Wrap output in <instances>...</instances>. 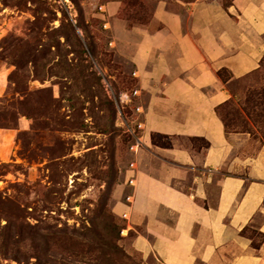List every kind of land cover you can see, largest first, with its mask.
I'll return each mask as SVG.
<instances>
[{
	"label": "rangeland",
	"instance_id": "1",
	"mask_svg": "<svg viewBox=\"0 0 264 264\" xmlns=\"http://www.w3.org/2000/svg\"><path fill=\"white\" fill-rule=\"evenodd\" d=\"M159 1L175 7V0H0V264H159L132 248L133 233H123L112 210L132 161L130 109L139 102L125 99L137 83L115 38L147 24ZM263 77L229 81L227 109L245 108L250 93L257 101ZM228 131L235 153H256L258 141ZM244 234L264 240L254 229Z\"/></svg>",
	"mask_w": 264,
	"mask_h": 264
},
{
	"label": "crops",
	"instance_id": "2",
	"mask_svg": "<svg viewBox=\"0 0 264 264\" xmlns=\"http://www.w3.org/2000/svg\"><path fill=\"white\" fill-rule=\"evenodd\" d=\"M173 5L159 1L147 24L115 38L137 83L143 146L130 153L136 168L125 170L112 210L133 233L132 248L159 264H264V241L243 233L264 235V146L235 153L216 114L229 100L227 83L260 67L264 0ZM153 134L171 145L153 144ZM180 139L207 147L191 150Z\"/></svg>",
	"mask_w": 264,
	"mask_h": 264
},
{
	"label": "trees",
	"instance_id": "3",
	"mask_svg": "<svg viewBox=\"0 0 264 264\" xmlns=\"http://www.w3.org/2000/svg\"><path fill=\"white\" fill-rule=\"evenodd\" d=\"M262 72H264V56L261 59L260 67L250 75L254 73H262ZM220 73H226V71H221ZM220 73L218 74L219 77H221ZM132 79L135 82L134 78ZM261 89H262L261 92L262 95H260V98H257V101L255 100L256 97L255 94H251V93L249 94V97L246 100L247 106L245 108L227 109L230 105V99L234 100V95H231V98L229 100H227L225 103L217 107L216 114L222 121L226 133L229 132L228 130H233V132L236 133H247L252 140L258 141L261 146H264V91H263L264 87ZM128 137L130 143L131 136L128 134ZM160 138L170 139L167 136H162L158 134L151 135L152 143L155 145H158L156 143V139H160ZM190 140L202 141L203 142L202 147H207V143L201 139H190ZM170 145L171 144L168 143L167 145H161V146H170ZM247 229L248 228H246L243 231V233ZM255 232L264 239V235L262 233L258 231Z\"/></svg>",
	"mask_w": 264,
	"mask_h": 264
},
{
	"label": "built area",
	"instance_id": "4",
	"mask_svg": "<svg viewBox=\"0 0 264 264\" xmlns=\"http://www.w3.org/2000/svg\"><path fill=\"white\" fill-rule=\"evenodd\" d=\"M137 94H138V91L135 89V90H133L132 94L130 95L131 97H128L126 95L125 99H127L128 102H131L132 97L137 96ZM130 110H131L133 116L141 113V107L138 105L132 106ZM134 121H135V127L133 129H128V134L131 136V140H130V143L128 145V150L130 151V153L137 152L143 146V142L141 140V137H139L138 133H137V131L139 129H142L141 123L138 122L137 117L135 118ZM128 168L130 170H134L136 168L135 161H131L129 163ZM128 184L133 185V178L129 179ZM127 199H129V198H127Z\"/></svg>",
	"mask_w": 264,
	"mask_h": 264
}]
</instances>
